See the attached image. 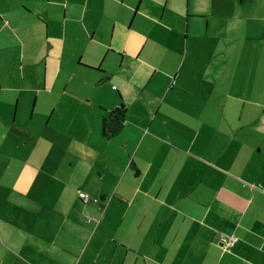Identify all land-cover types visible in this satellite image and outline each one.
<instances>
[{"label": "crops", "instance_id": "crops-1", "mask_svg": "<svg viewBox=\"0 0 264 264\" xmlns=\"http://www.w3.org/2000/svg\"><path fill=\"white\" fill-rule=\"evenodd\" d=\"M209 22L264 0H0V264H264V102Z\"/></svg>", "mask_w": 264, "mask_h": 264}, {"label": "rangeland", "instance_id": "rangeland-1", "mask_svg": "<svg viewBox=\"0 0 264 264\" xmlns=\"http://www.w3.org/2000/svg\"><path fill=\"white\" fill-rule=\"evenodd\" d=\"M224 11L228 17L230 13L227 8ZM203 24L205 22H200L198 28H202ZM208 34L213 37L220 36L231 39L225 48V51L231 52L230 60L220 77L226 79L225 82L223 80L226 91L230 90L237 94L240 82L244 89L240 92L243 96L264 102V86L262 90L259 89L260 85H264V22H209ZM252 82H256L258 88L248 90V86ZM215 110L216 108L211 105L207 114L211 117ZM18 136L25 143V137ZM19 146L16 143L10 145L14 152L18 151V148L22 149ZM8 198L11 201V197L8 196ZM0 227H2L1 221Z\"/></svg>", "mask_w": 264, "mask_h": 264}, {"label": "trees", "instance_id": "trees-1", "mask_svg": "<svg viewBox=\"0 0 264 264\" xmlns=\"http://www.w3.org/2000/svg\"><path fill=\"white\" fill-rule=\"evenodd\" d=\"M126 113V105L121 103L118 106L114 107L113 109L109 110L106 115L101 119V128H102V133L105 137H109L113 135L115 132H117L123 125L125 121V114ZM80 192L78 191V195L80 198H82L84 201L89 200V196L86 194V198L80 196ZM93 201H97V198H92Z\"/></svg>", "mask_w": 264, "mask_h": 264}, {"label": "built area", "instance_id": "built-area-1", "mask_svg": "<svg viewBox=\"0 0 264 264\" xmlns=\"http://www.w3.org/2000/svg\"><path fill=\"white\" fill-rule=\"evenodd\" d=\"M79 194H80V196H82V197H84V198L87 197L86 194H85L84 192H80Z\"/></svg>", "mask_w": 264, "mask_h": 264}]
</instances>
